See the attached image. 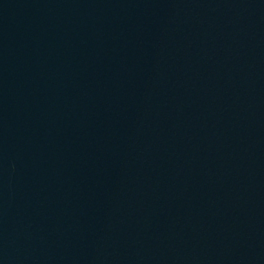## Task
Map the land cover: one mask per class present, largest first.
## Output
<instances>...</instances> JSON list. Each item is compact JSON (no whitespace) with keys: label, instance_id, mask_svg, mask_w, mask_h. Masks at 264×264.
Here are the masks:
<instances>
[{"label":"water","instance_id":"1","mask_svg":"<svg viewBox=\"0 0 264 264\" xmlns=\"http://www.w3.org/2000/svg\"><path fill=\"white\" fill-rule=\"evenodd\" d=\"M0 264H264V0H0Z\"/></svg>","mask_w":264,"mask_h":264}]
</instances>
